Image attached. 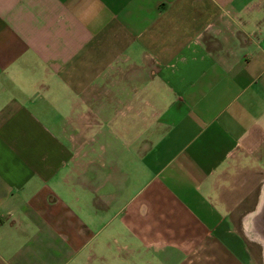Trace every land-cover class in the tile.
I'll return each instance as SVG.
<instances>
[{"label":"crops","instance_id":"0c3cea01","mask_svg":"<svg viewBox=\"0 0 264 264\" xmlns=\"http://www.w3.org/2000/svg\"><path fill=\"white\" fill-rule=\"evenodd\" d=\"M258 260L264 0H0V264Z\"/></svg>","mask_w":264,"mask_h":264},{"label":"rangeland","instance_id":"374dc122","mask_svg":"<svg viewBox=\"0 0 264 264\" xmlns=\"http://www.w3.org/2000/svg\"><path fill=\"white\" fill-rule=\"evenodd\" d=\"M120 68H121L120 70H123V72H125V74H127L126 73V71L128 69L127 67H123V68L120 67ZM118 73L122 74L121 71H119ZM117 79H118V77H113L112 81L115 82ZM140 107H141V105H140ZM119 111H120V113H119L120 125L119 126L120 127L123 126L125 131H128V130L130 131V128L133 129L131 131H133L135 133V135L142 131L143 125H145L147 122L150 121V123L154 124L157 121L156 120V118H157V110H155L153 107H147L145 110L136 108L135 109L136 113L133 112V110L131 108H128V109L127 108H125V109L122 108ZM132 116H134V118H135V120H133L135 122L134 128H132L131 125H128L126 123V120L131 119ZM92 121L93 122H101V123H103L102 120H92ZM119 131H120V133L123 132V130H121V129ZM137 143L138 142L135 141V144H137ZM113 246H115V245H113ZM254 255L258 256V254L255 253V252H254ZM258 264H261L259 262V260H258Z\"/></svg>","mask_w":264,"mask_h":264}]
</instances>
